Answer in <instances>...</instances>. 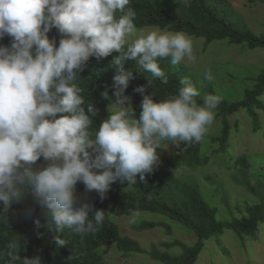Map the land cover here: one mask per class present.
<instances>
[{"label": "clouds", "instance_id": "obj_1", "mask_svg": "<svg viewBox=\"0 0 264 264\" xmlns=\"http://www.w3.org/2000/svg\"><path fill=\"white\" fill-rule=\"evenodd\" d=\"M130 0H0V212H8L29 193L46 209L47 224L34 219L40 228L81 237L94 234L105 219V211L76 194L78 182L95 191L100 200L113 183L144 181L160 164L164 141L177 148L197 144L214 120L220 100L203 97L184 77L175 94L154 99V92L141 85L139 114L126 95L133 71L150 73L168 84L158 61L170 59L179 65L195 61L192 40L183 32L153 30L137 34L136 12ZM52 29L60 34L49 38ZM129 39L131 42H128ZM111 56L112 99L108 116L90 131L97 109L85 101L78 86L79 72L90 58ZM204 79L211 81L210 69ZM38 165L37 162L41 161ZM29 207L25 215L33 217ZM139 212H133L134 223ZM57 248L66 240L56 235ZM0 253L2 264H43L42 257H21L13 240ZM68 257L65 261L70 260Z\"/></svg>", "mask_w": 264, "mask_h": 264}, {"label": "trees", "instance_id": "obj_2", "mask_svg": "<svg viewBox=\"0 0 264 264\" xmlns=\"http://www.w3.org/2000/svg\"><path fill=\"white\" fill-rule=\"evenodd\" d=\"M220 6L234 11L225 0H130L129 4V7L133 8L137 14L134 21L136 27L148 26L169 32H183L189 36L202 38L207 43L226 40L230 44L246 46L252 50L264 49V36H257L246 25L232 20L223 13V10H219ZM52 37H56L58 43L60 34L56 29H52L49 33V38ZM10 39L6 36L0 40V44L8 45ZM111 60V56L100 60L90 58L83 70L79 72L80 78L77 84L82 89L81 95L86 103H94L97 109L90 129L93 132L100 122L107 118L106 109L111 104V100L106 99L102 93L107 91L109 97L114 99L111 85L116 69L111 65ZM158 63L168 77L166 85L159 79H154L150 73H143L136 69L135 61L125 64V69H131L135 77L130 80L125 94L131 97L137 116L142 96L134 89L141 85H148V79L152 86L149 85L147 91L155 93L154 99H163L169 94H175L180 86V80L184 77L190 79L200 92V96L196 97L198 103H202L203 97L207 94L216 95L212 88L207 92L200 91L193 76L182 65H172L168 59L160 60ZM263 95L264 69L255 78L254 86L245 90L241 100L229 102L219 98L220 103L215 110V115L220 118L221 130L219 136L213 140L219 146L213 153L227 152L231 134V125L228 121L230 115L244 110L251 119L253 131L257 132L261 129L260 112L264 114V102L261 100ZM207 136L208 130L202 141ZM202 141L192 145L181 143L178 153L169 158V163L187 168H194L201 163L206 164L208 158L202 156ZM42 161L43 158L37 164L41 165ZM249 161L247 157H238L234 161V169L240 174L237 182L250 194L258 197V201L254 204L248 202L243 209L236 206L234 210L240 216L232 217L231 220L217 218L218 210L203 200L196 184L183 181L169 169H159L146 175L144 181H140L137 177L136 184L119 181L113 183L103 201L95 191H86L84 184L78 182L76 194L92 203L96 209L105 211V219L98 230L94 234L83 237L71 233L68 229H65L63 233H57L47 228H40L38 231L45 235L37 236L33 221L39 218L42 224H47V210L39 207L33 197L25 193L21 202L13 204L7 213L0 212V253H6L7 245L15 240L19 245L21 257L39 255L42 257L43 264H103L98 249L113 245L123 254L146 253L151 259L163 264H195L209 239L213 237L218 239L225 230H231L239 237L245 234L255 238V231L264 222V172H262L264 168L259 169L257 173L260 181L252 184L251 169L254 164ZM29 207L34 209L31 218L25 215ZM136 211L161 214L178 222L194 233L196 242L190 247L177 240L162 244L164 248L182 247L183 253L178 256H172L158 248L144 250L136 240L122 235L118 225L111 219V215H131ZM144 226L164 227L168 232L171 231V227L162 222H145ZM56 235L66 240L64 246L57 248L52 243ZM218 243L221 242L218 240ZM70 256L72 258L65 261ZM4 258H0V264Z\"/></svg>", "mask_w": 264, "mask_h": 264}, {"label": "rangeland", "instance_id": "obj_3", "mask_svg": "<svg viewBox=\"0 0 264 264\" xmlns=\"http://www.w3.org/2000/svg\"><path fill=\"white\" fill-rule=\"evenodd\" d=\"M225 1L234 11H229L224 6H220L219 10H223L232 20L246 25L255 35L264 36V0ZM136 28L137 34L153 30L167 31L148 26ZM187 36L193 43L195 61L186 59L179 65L193 76L200 91L207 92L212 88L219 98L229 102L239 101L245 90L254 86L255 78L264 69V49L252 50L246 46L230 44L226 40L207 43L202 38ZM205 69L211 70L213 80L204 79ZM261 100L264 102V95ZM228 121L231 134L225 154L213 153L219 148L218 143L213 140L221 130L220 118L214 115L213 122L208 125V136L202 141V156L208 158L206 164L201 163L194 168L172 165L168 160L178 153V148L166 141L157 149L160 164L155 168L169 169L183 181L196 184L203 200L218 210L219 220L239 217L234 210L236 206L243 209L248 202L254 204L258 201V197L250 194L237 182L240 174L234 169V161L243 156L254 164L251 169L252 184L260 181L257 173L264 168V114L260 112L261 129L257 132L253 131L251 119L244 110L230 115ZM131 215H111V219L118 225L122 235L133 238L146 251L158 248L172 256H178L183 253L182 247L164 248L162 244L177 240L190 247L196 242L191 230L164 215L139 212L134 223L130 222ZM145 222H162L170 226L171 231L168 232L164 227L147 228L144 226ZM98 253L102 256L103 264H163L151 259L146 253L123 254L113 245L100 247ZM195 264H264V222L255 231V238L245 234L239 237L233 231L225 230L218 239H209Z\"/></svg>", "mask_w": 264, "mask_h": 264}]
</instances>
